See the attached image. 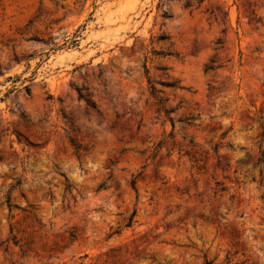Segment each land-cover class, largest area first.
<instances>
[{
  "label": "rangeland",
  "instance_id": "rangeland-1",
  "mask_svg": "<svg viewBox=\"0 0 264 264\" xmlns=\"http://www.w3.org/2000/svg\"><path fill=\"white\" fill-rule=\"evenodd\" d=\"M0 264H264V0H0Z\"/></svg>",
  "mask_w": 264,
  "mask_h": 264
},
{
  "label": "trees",
  "instance_id": "trees-1",
  "mask_svg": "<svg viewBox=\"0 0 264 264\" xmlns=\"http://www.w3.org/2000/svg\"><path fill=\"white\" fill-rule=\"evenodd\" d=\"M92 107L94 108V106L92 105Z\"/></svg>",
  "mask_w": 264,
  "mask_h": 264
}]
</instances>
